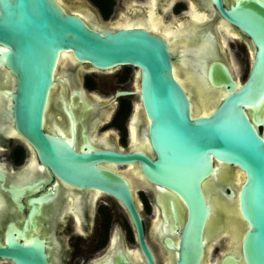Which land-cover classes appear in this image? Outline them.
I'll list each match as a JSON object with an SVG mask.
<instances>
[{
	"label": "water",
	"instance_id": "obj_1",
	"mask_svg": "<svg viewBox=\"0 0 264 264\" xmlns=\"http://www.w3.org/2000/svg\"><path fill=\"white\" fill-rule=\"evenodd\" d=\"M214 3L255 47L248 78L240 85L219 63L207 69L210 84L225 93L203 81L207 63L221 57L208 36L198 40V27L163 31L154 13L148 18L128 17L127 23L122 15L118 19L123 28H114L90 13L67 11L61 0H0V67L11 80L3 94L7 101L3 116L61 182L104 193L126 208L147 264L154 260L130 185L101 164L138 163L145 180L169 197L175 222L180 217L173 200L178 203L182 225L177 240L165 241L175 253L173 264H264V138L259 131L264 123V1L237 0L228 10L221 0ZM61 54L99 71L133 67L139 72L138 103L148 122L152 160L140 152L76 153L70 144L42 131ZM182 65L189 71L201 115H192L189 96L173 75V68ZM216 163L230 169H215ZM234 169L243 174L235 189L230 183ZM4 206L0 199V213ZM10 230L18 233L8 226L0 259L50 264L41 241L20 243L17 234H8ZM52 256L55 264L56 254Z\"/></svg>",
	"mask_w": 264,
	"mask_h": 264
},
{
	"label": "flooded vegetation",
	"instance_id": "obj_2",
	"mask_svg": "<svg viewBox=\"0 0 264 264\" xmlns=\"http://www.w3.org/2000/svg\"><path fill=\"white\" fill-rule=\"evenodd\" d=\"M63 1L68 5L73 2ZM83 1L78 0V4L83 6ZM90 1L100 17L124 15L123 21L129 15L131 19L145 14L148 18V11H153L163 30L198 27V40L208 36L221 57L209 61L206 66L203 81L212 90L225 93L224 88L213 87L207 78V69L214 63L223 65L238 85L248 78L254 44L248 35L223 18L214 0H206V3L204 0ZM236 1L221 0L222 7L228 10ZM68 8L65 9L70 11ZM72 11L95 16L94 11L86 7ZM190 15L196 18H190ZM115 24L114 28H122ZM171 55L175 66L176 57L174 53ZM244 62L248 63V71L245 79L240 80L238 73ZM173 71L191 100L192 113L198 116L201 113L188 69L182 65L174 67ZM137 74L133 67L99 71L70 55L60 57L53 75L54 84L47 98L42 131L70 144L76 153L90 149L121 154L140 152L152 160L154 155L147 137L148 122L140 105L139 112H136L139 104ZM10 83V75L0 67V199L5 204L0 213V245H4L5 233L12 225L18 233L10 230L8 234H17L18 242L30 243L33 239L42 242L50 264H53L54 253L57 258L55 264H135L130 256L139 264H147L138 248L135 229L126 208L109 195L61 182L40 164L33 147L3 116L7 111L3 94ZM248 112L252 113V110ZM259 131L264 136L263 125ZM100 166L117 173L131 185L130 188L136 190L138 201L134 200V203L154 264H173L175 253L167 248L165 241L177 240V232L182 225L178 203L173 200L175 212L180 217L175 222L169 197L145 180L138 163ZM219 168L228 169L217 163ZM136 169L141 180L134 185L131 179L135 182L133 173ZM13 180L28 181L18 184ZM222 246L224 244L221 242L219 248ZM221 253L220 248L218 256ZM0 264L13 263L0 259Z\"/></svg>",
	"mask_w": 264,
	"mask_h": 264
},
{
	"label": "bare ground",
	"instance_id": "obj_3",
	"mask_svg": "<svg viewBox=\"0 0 264 264\" xmlns=\"http://www.w3.org/2000/svg\"><path fill=\"white\" fill-rule=\"evenodd\" d=\"M153 4V3H152ZM150 6H151V4H149ZM154 5V4H153ZM152 7V6H151ZM153 8H151V9H149V10H152ZM70 11H72V10H70ZM192 11H193V9H192ZM152 14H154L153 13V11H148V16H151ZM124 16V15H123ZM192 16L190 15V18H191ZM124 18V17H123ZM122 18V19H123ZM192 18H196V17H192ZM156 19V18H155ZM158 22V20L156 19L155 20V23H157ZM162 22V21H161ZM125 23H127V22H125ZM117 27H120V26H122L121 25V23H120V21H118L116 24H115ZM227 26V25H226ZM167 27V26H166ZM123 28V27H122ZM165 29V28H164ZM228 29V28H227ZM163 31H165V30H163ZM230 31V30H229ZM229 31H228V33H229ZM232 33V32H231ZM223 43V42H222ZM224 45V44H223ZM69 55L68 54H61V58H66V57H68ZM137 71V70H136ZM138 72V71H137ZM139 73V72H138ZM138 75V74H137ZM173 75H175V78H176V80L178 79L177 78V76H176V74H175V72L173 71ZM188 75V74H187ZM189 76V75H188ZM178 81V80H177ZM182 82H183V80H181ZM178 82H180V81H178ZM238 82V81H237ZM187 83H189V82H187ZM186 83V84H187ZM185 84V85H186ZM241 84V83H240ZM182 86V85H181ZM188 86H190V85H188ZM185 90V89H184ZM192 90V89H191ZM193 91V90H192ZM186 92V91H185ZM190 92V91H189ZM188 95V94H187ZM191 101V100H190ZM197 101V100H196ZM195 105H197V104H195ZM194 107V106H193ZM136 112H139V104H137V106H136ZM199 109V108H198ZM191 110H192V107H191ZM196 110V109H195ZM199 111V110H198ZM192 115L193 116H195L193 113H192ZM199 115H201V114H199ZM136 116V120H137V114L135 115ZM263 126H264V123H263ZM262 136H263V134H262ZM263 138H264V136H263ZM141 148V147H140ZM219 164V163H218ZM219 165H222V164H219ZM224 165H222V167H223ZM225 168H228V169H230L229 167H226V166H224ZM215 169H217V163L215 164ZM220 169V168H219ZM116 170H118L119 171V169H115V171ZM236 170V174H235V176L231 179V188H233V189H235L236 187H239L240 186V184H241V182H242V177H243V175H242V173L240 172V171H238L237 169H235ZM133 177H135L134 179H135V182H134V180L133 179H131V181H133L132 183L135 185V183L138 181V182H140V180H141V178L138 176V171H137V169H136V171H134V173H133ZM27 179V178H26ZM129 179V180H130ZM143 181V180H142ZM131 186V185H130ZM137 187H139V186H137ZM131 190H132V194H133V197H134V200H135V202H137V199H136V196H135V191L132 189V187H131ZM238 190H236V192H237ZM133 253H134V251H133ZM135 254H136V252H135ZM136 257V256H135Z\"/></svg>",
	"mask_w": 264,
	"mask_h": 264
},
{
	"label": "rangeland",
	"instance_id": "obj_4",
	"mask_svg": "<svg viewBox=\"0 0 264 264\" xmlns=\"http://www.w3.org/2000/svg\"><path fill=\"white\" fill-rule=\"evenodd\" d=\"M61 2L63 3V5H64V1L63 0H61ZM79 2H78V0H73V2L71 3V4H67V3H65V5H66V7H69L68 9L69 10H78V9H81V8H87L88 10L89 9H91V10H93L94 11V13H95V16H96V19L97 20H99V21H102V22H104V23H106V24H108V25H110V26H112L113 27V25L116 23V21L118 20V17H100L95 11V8H94V6H93V3L90 1V0H84L83 1V6L82 5H80V4H78ZM76 5V6H75ZM71 6H73V7H71ZM65 7V8H66ZM128 16V15H127ZM128 17H130V15L128 16ZM127 17V18H128ZM127 18H125V20H123L124 22H127ZM244 65H243V67H242V70H241V72L240 73H238L239 74V77H240V80H241V78H242V80L243 79H245V77H246V75H247V71H248V63L247 64H245V62L243 63ZM135 196H136V199H137V194H136V190H135ZM138 201V200H137Z\"/></svg>",
	"mask_w": 264,
	"mask_h": 264
}]
</instances>
